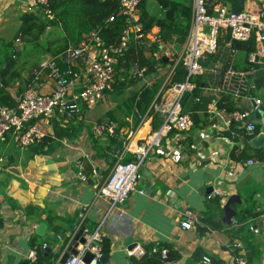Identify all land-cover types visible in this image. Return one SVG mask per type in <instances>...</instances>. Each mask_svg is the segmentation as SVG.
I'll return each instance as SVG.
<instances>
[{
	"label": "crops",
	"instance_id": "1",
	"mask_svg": "<svg viewBox=\"0 0 264 264\" xmlns=\"http://www.w3.org/2000/svg\"><path fill=\"white\" fill-rule=\"evenodd\" d=\"M32 1L0 0V65L10 52L6 46L15 42ZM219 1L232 9L235 6L258 9L264 15V0ZM148 10L153 15L165 13L160 4ZM50 28L47 35L55 31ZM55 28L64 33L61 26ZM87 35L82 33L81 39H86ZM226 47H229L227 43L221 49ZM234 59L239 69L251 67L239 51L234 53ZM254 67L255 96L263 103L264 85L258 87L256 80L259 82L257 74L264 72V65L259 62ZM28 74L27 71L24 76ZM18 87L19 83H16L9 88L15 98ZM31 87L49 93L54 82L45 73L38 80L34 79ZM112 97L113 93L95 106L83 107L80 116L65 118L57 115L48 123L43 121L45 135L53 139L45 147H50L48 153L32 155L30 147H21L11 135L5 140L0 139V264H32L27 253L43 243L50 248L49 252L46 249L47 254L60 253V246L70 236L82 213L86 216L82 225L93 233L98 231L102 240L110 244V254H104L107 260L100 264H136L133 258L140 257L131 256L128 251L139 245L145 249L151 243L171 244L181 255L180 261L174 264H186L198 247L207 256L218 255L226 264H238L240 257L247 264H264V232L255 234L249 229L240 233L242 222L237 221L240 216H250L244 224L261 226L264 161L248 164V160L232 159L233 148H243L245 141L226 134L229 129L223 128L208 111L210 102L206 108L197 111L191 129L183 133H163L160 145L156 146L150 143L163 128L164 116L149 111L150 105L142 114L143 122L139 118L140 122L134 128L133 115L122 102L114 103ZM235 102V106L246 110L254 108L248 100L235 99ZM120 104L121 108L118 107ZM189 109L187 112L193 114ZM109 112H113L116 119H111ZM155 114L159 115L157 119H154ZM154 120L159 122L155 129ZM103 122L112 123L114 133L108 130L97 133L96 125ZM56 125L65 136H57ZM258 126L259 133L254 138L264 134V125ZM254 138L251 140L254 147H264V142L255 146ZM128 144L130 148L126 149ZM138 146H144L148 151L139 168L137 190L124 203L116 205L97 196V188L109 177L117 157L124 154L125 159L135 160ZM81 165L85 167V180L79 177ZM39 177L47 178L49 183L38 185ZM13 180L19 183L14 184ZM24 190H28L27 195L22 193ZM11 192H19L25 198L20 202L10 195ZM233 195L238 196L239 201L231 203L234 213L230 212L233 217L229 221L225 206ZM187 208L197 212L202 226L201 218L221 222L220 230L210 226L200 230L197 224L189 230L182 228L181 213ZM42 222L46 224V239L36 231ZM78 230L79 224L74 233ZM227 232L233 235V243H229Z\"/></svg>",
	"mask_w": 264,
	"mask_h": 264
},
{
	"label": "built area",
	"instance_id": "2",
	"mask_svg": "<svg viewBox=\"0 0 264 264\" xmlns=\"http://www.w3.org/2000/svg\"><path fill=\"white\" fill-rule=\"evenodd\" d=\"M49 1L33 0L28 6V11L48 5ZM117 2L119 3L118 16L125 17L127 22L118 44L106 45L101 35L97 31H92L79 45H70L60 56L40 62L39 67L33 71L34 79L38 80L47 73L54 82V88L49 93H41L29 87L16 98V106L1 105V140L11 135L16 138L21 147H29L45 136L43 121L48 123L57 115L65 118L77 117L82 114L83 107H92L103 101L112 91L115 66L119 57L128 48L132 36L145 48L151 44L164 48L163 57L167 56L169 59L168 71L162 75L163 82L149 109L165 118L163 128L151 141V145H160V136L163 133L169 134L173 131L183 133L191 129L194 124L192 114L184 111L182 106L184 94L192 91L194 84L189 79L183 83H172L178 65L185 67L188 78L204 73L217 77L215 78L217 83L205 86L204 91L212 96L208 111L220 121L223 128L230 129L233 125H237L243 128L248 136L256 134L257 124L250 118V114L256 111L262 103V100L253 93L256 85L252 78L256 72L254 66L259 62L264 65V15L260 10L242 8L236 13L218 0H193L187 37L180 44L181 51L177 52L174 46L167 45L161 33L154 30L147 33L143 31V24L138 14L140 0H117ZM49 17L51 18L52 15L49 14ZM110 20H114V17ZM224 34L230 36L229 47L232 46L233 41H249L254 37L255 51L251 52L248 57L251 67L244 69L235 67V50L226 65L216 64L208 69L204 67V59L218 51L219 40ZM60 61L66 64V68L60 65ZM132 68L137 70L140 76L145 70H140L137 66ZM83 75H85L84 79H82ZM77 87L79 90L76 91ZM221 96L248 100L254 108L229 111L226 107L218 106ZM195 100L200 101L199 98ZM138 116L141 121L144 119V115L138 114ZM105 130L114 133L113 124L107 125L103 122L96 125L97 133ZM128 148L130 144L126 146V149ZM147 151L148 149L144 146H138L135 150V160H126L124 154L117 157L109 177L97 188V196L109 200L114 205L124 203L129 195L137 190L140 179L139 168L144 160L143 155L145 156ZM255 162L249 159L247 163ZM84 170V165H81L79 177L83 180L86 179ZM140 192L143 191L140 190ZM259 217L261 226L254 223L249 224V229L255 234L264 232V214ZM85 219L86 216L82 213L79 216V229L85 226L82 225ZM197 223H199L197 212L189 208L182 211L180 220L182 228L189 230ZM75 234L68 236L60 246L59 256L53 264H100L104 255L103 240L98 231L93 233L87 226L83 231L86 241L78 243L77 252L70 253L66 262L61 263L63 254L71 250L76 243ZM59 238L61 239V236ZM46 249V243L33 247L27 253V259L32 264H48L47 262L39 263V254L45 252ZM158 250H160L158 247L153 248V251ZM160 251L164 264H174L168 259L167 248ZM87 253L92 254L90 261L85 260ZM128 253L131 256L141 257L145 249L139 245L129 250ZM201 263L211 264L210 258L205 256ZM237 263L247 264V261L240 257Z\"/></svg>",
	"mask_w": 264,
	"mask_h": 264
},
{
	"label": "trees",
	"instance_id": "3",
	"mask_svg": "<svg viewBox=\"0 0 264 264\" xmlns=\"http://www.w3.org/2000/svg\"><path fill=\"white\" fill-rule=\"evenodd\" d=\"M158 3L165 10L162 16L151 14L147 8L146 0H140L138 14L145 33L157 28L155 31L161 33L165 39L167 31L174 27L178 18L183 19L184 17L187 20V28L189 30L193 0H158ZM118 10L119 3L117 0H50L48 5L42 6L34 11H28L23 16L21 29L15 38L16 43L13 42V44L6 46L9 47L10 52L7 53L3 63L0 65V106H16V98L11 94L9 88L19 83L18 96H20L31 87L34 81L33 71L39 67L43 58L46 55L52 57L60 56L70 45H79L85 40V38L81 39L82 33L90 34L92 31H97L106 45L118 44L123 30L127 26L125 17L118 16ZM49 14L52 15V18L49 17ZM111 17H114V20H110ZM59 26L63 28L64 33L55 28ZM49 27H51V30L58 32L59 36H52L51 40L44 43L42 42V37L48 32ZM229 40L230 36L228 34H224L220 38V49L204 59V67L208 69L220 63L226 65L233 50L244 54L248 64L247 66L251 65L248 57L251 52L255 51L254 37L249 41H233L231 47H226L225 50L221 49L222 45L229 43ZM72 42L74 44H71ZM158 49L159 46L155 44H151L145 48L132 36L128 48L119 57V61L115 66V81L112 91L109 94L113 93L115 97H123L130 86L135 85L142 79L133 77V74L130 72L133 66H137L140 70L145 69L144 76L155 75L160 66H158L153 53ZM160 62H162V65H165L163 57H161ZM60 65L66 68V64L61 61ZM234 65L237 67L236 62ZM27 71L29 74L26 77L24 74ZM187 74L185 67L178 65L173 75L172 83H183L189 79L194 84L193 90L184 94L182 106L184 111L190 108L189 111L191 110L193 112V120L196 121L198 116L197 111L200 108H206L212 98L209 93L204 91V87L215 85L217 83V79L215 78L217 77L209 73H204L192 75L188 78ZM257 76H260V80L259 82L256 80V84L260 87L264 85V72H259ZM162 82L163 76L155 80L152 85L148 86L145 83L122 101V106L127 109L129 114L133 115L134 128L140 122L138 113L144 114L147 112ZM253 93L255 94V90ZM196 98H199L202 103L196 101ZM235 104V99L231 96H221L218 101L219 107H226L229 111L236 109L246 110L245 107H237ZM118 107L121 108V104ZM109 116L111 119H116L113 112H109ZM158 117V114L154 115V119ZM161 121L162 119L159 118V122ZM159 122H155L154 120V129L156 128L155 124L158 126ZM259 128L257 125L254 136H248L245 130L239 128L237 125H233L226 131V134L233 139L245 141L243 148H238L237 146L233 148L231 156L234 161H246L249 159L264 161V147H254L251 143L252 138L259 133ZM55 130L58 137L65 136L64 131L60 130L59 126L56 125ZM52 140L51 136L45 135L41 140L29 146L31 148V154L48 153L50 147L48 149H45V147L51 144ZM126 160H129V158ZM249 217H238L237 221L242 222L240 233L249 231V225L243 223ZM200 221L204 223V226L197 223L196 227L200 230L207 229L208 226L214 230H220L222 225L221 222H216L211 219L201 218ZM227 233L229 243H233V235L231 232ZM154 247H158L160 250L167 248L168 259L171 263L178 262L181 259L180 253L171 244L151 243L145 246V253L140 258H133L132 261L136 264H164L161 251H153ZM103 252L106 255L110 254V244L106 240L103 241ZM58 256L59 253L47 254L46 252H40L39 263L47 262L48 264H53ZM205 256H207L205 251L201 247H198L193 253L192 258L186 261V264H202L201 262ZM208 257L210 258L211 264H226L218 255Z\"/></svg>",
	"mask_w": 264,
	"mask_h": 264
},
{
	"label": "water",
	"instance_id": "4",
	"mask_svg": "<svg viewBox=\"0 0 264 264\" xmlns=\"http://www.w3.org/2000/svg\"><path fill=\"white\" fill-rule=\"evenodd\" d=\"M234 12L238 13L242 10V7L241 6H235L233 9H232ZM174 48L177 52H180L181 51V45L180 44H175L174 45ZM163 60L165 63H168L169 62V59L167 56H164L163 57ZM250 118L257 124V125H264V102L258 107V109L256 111H254L253 113L250 114ZM253 144L255 146H260V144H262V142H264V134H259L256 138L253 139ZM48 162H51V161H48ZM52 163V162H51ZM47 178L45 177H39V179H37V183L38 185H41V184H45V183H49V181H46ZM13 183L16 184V183H19L18 181L16 180H13ZM28 190H24L22 193L24 195H27ZM22 194V195H23ZM11 196L13 197H16L18 200H20V202L23 201V198H25V196L23 195H20L19 192H11L10 193ZM235 201H239V198L238 196L236 195H233L226 203V211H227V216L226 218L231 221L232 219V213H234V211L232 210V208L230 207L231 203L235 202ZM23 204V203H22ZM232 212V213H230ZM230 213V214H229ZM80 220L77 219L76 222H75V226L72 228V230L70 231V235L73 234L75 231H76V226L79 224ZM45 228H46V224L45 223H40L37 228H36V231L39 235L43 236L44 239L45 238ZM86 228V226H82L75 234V245L74 247L69 250L68 252H66L65 254H63L62 256V259H61V263H65L66 260L68 259V257L70 256V253H76L77 250H76V246L78 245V243H84L86 241L85 237H83V231L84 229ZM47 251L49 252L50 251V248H47ZM92 258V254L91 253H87L86 256H85V260L87 261H90ZM105 260H107V256L103 255V257L101 258V262H104Z\"/></svg>",
	"mask_w": 264,
	"mask_h": 264
},
{
	"label": "rangeland",
	"instance_id": "5",
	"mask_svg": "<svg viewBox=\"0 0 264 264\" xmlns=\"http://www.w3.org/2000/svg\"><path fill=\"white\" fill-rule=\"evenodd\" d=\"M146 3H147V8H153V7H159V3H158V0H146ZM52 18V17H51ZM188 24H187V20L186 18L184 17L183 19L182 18H178L177 22L175 23L174 27L173 28H170L169 31H167V34H166V43L167 45L169 46H174L175 44H182L186 37H187V33H188V28H187ZM187 28V30H186ZM54 34V35H53ZM52 36H59V33L54 31L52 33H50L49 35L45 34L43 39H42V42H48L49 40L52 39ZM71 44H74V43H71ZM151 53V52H150ZM164 53V48H161L159 47V49L153 53V55L155 56V59L157 60V63H158V66H160L158 72L155 73V75H152V76H144V72L142 73V75L140 76L139 74H137V70H134L133 68L131 69V73L133 74V77L135 78H142L138 83H136L135 85L133 86H130L127 91H126V94L123 96V97H112L113 100H114V103H119V102H122L124 99H126L127 97H129L133 92L137 91L143 84H147L148 86L149 85H152L155 80L158 79V77L162 74V73H165L166 71H168V63H165V65L163 64L162 65V62H160L161 60V57H163V54ZM52 56L50 55H46L43 60L45 59H49L51 58ZM139 73V72H138ZM137 76V77H136Z\"/></svg>",
	"mask_w": 264,
	"mask_h": 264
}]
</instances>
